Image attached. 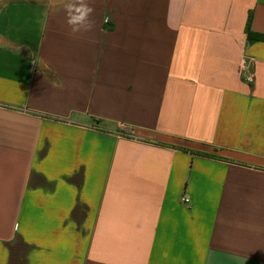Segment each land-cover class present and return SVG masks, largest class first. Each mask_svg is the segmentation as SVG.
I'll return each instance as SVG.
<instances>
[{
	"label": "crops",
	"instance_id": "obj_1",
	"mask_svg": "<svg viewBox=\"0 0 264 264\" xmlns=\"http://www.w3.org/2000/svg\"><path fill=\"white\" fill-rule=\"evenodd\" d=\"M89 3L0 0V264H264V0Z\"/></svg>",
	"mask_w": 264,
	"mask_h": 264
},
{
	"label": "clouds",
	"instance_id": "obj_2",
	"mask_svg": "<svg viewBox=\"0 0 264 264\" xmlns=\"http://www.w3.org/2000/svg\"><path fill=\"white\" fill-rule=\"evenodd\" d=\"M63 12L65 22L71 33L89 31L92 27L91 17L94 9L89 0H64Z\"/></svg>",
	"mask_w": 264,
	"mask_h": 264
},
{
	"label": "trees",
	"instance_id": "obj_3",
	"mask_svg": "<svg viewBox=\"0 0 264 264\" xmlns=\"http://www.w3.org/2000/svg\"><path fill=\"white\" fill-rule=\"evenodd\" d=\"M249 37L252 39H262L264 38L262 35L255 33L253 31H249Z\"/></svg>",
	"mask_w": 264,
	"mask_h": 264
},
{
	"label": "built area",
	"instance_id": "obj_4",
	"mask_svg": "<svg viewBox=\"0 0 264 264\" xmlns=\"http://www.w3.org/2000/svg\"><path fill=\"white\" fill-rule=\"evenodd\" d=\"M124 130H125L124 133H125L126 135H130V134L132 133L131 129L128 128V127H126ZM182 201H183L184 203H186V202L189 201V199L186 198V197H183V198H182Z\"/></svg>",
	"mask_w": 264,
	"mask_h": 264
},
{
	"label": "rangeland",
	"instance_id": "obj_5",
	"mask_svg": "<svg viewBox=\"0 0 264 264\" xmlns=\"http://www.w3.org/2000/svg\"><path fill=\"white\" fill-rule=\"evenodd\" d=\"M123 131H125V130H123Z\"/></svg>",
	"mask_w": 264,
	"mask_h": 264
}]
</instances>
